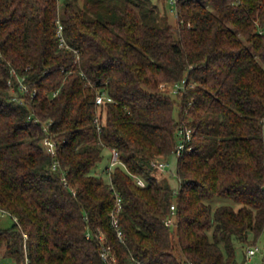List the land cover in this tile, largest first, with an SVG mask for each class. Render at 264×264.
<instances>
[{
    "label": "trees",
    "instance_id": "trees-1",
    "mask_svg": "<svg viewBox=\"0 0 264 264\" xmlns=\"http://www.w3.org/2000/svg\"><path fill=\"white\" fill-rule=\"evenodd\" d=\"M174 6L170 24L151 0H0V206L19 223L0 230L1 258L23 264L25 232L28 264H238L234 239L262 233L264 0ZM182 79L176 94L160 86ZM105 147L122 162L110 181L92 172ZM159 156L176 157L177 187L150 165Z\"/></svg>",
    "mask_w": 264,
    "mask_h": 264
},
{
    "label": "built area",
    "instance_id": "built-area-1",
    "mask_svg": "<svg viewBox=\"0 0 264 264\" xmlns=\"http://www.w3.org/2000/svg\"><path fill=\"white\" fill-rule=\"evenodd\" d=\"M56 23H57L56 33H57V36L59 38V46L60 47L67 46V44L65 43L63 34H62V26H61L58 19L56 20ZM12 74L14 76H13V78H9L8 84L10 85L11 90L13 92V95H14L13 99L21 101L19 96H17L15 94V92H16L15 86L18 87L22 92H29V88H28L27 83L25 81L26 79H25L24 75H20L17 72H15L14 70H12ZM160 86L162 89L167 90L165 88V86H166L165 83L160 84ZM184 88H185V80L182 79L179 82H175L173 84L170 83V89H168V91L173 93V94H176L180 90H183ZM30 93L32 95H34L36 93V90L33 89L30 91ZM103 100L110 101V100H112V98L103 91V92H100L99 94H97L95 101H96V104H100V103H102ZM177 133H178V140H177V144H176L175 154L179 155L183 150L189 149L188 143L191 140L192 130H191V128H189L187 126H184V127H180L178 129ZM42 143H43L44 148L46 149V151L49 154H51V155L56 154V142H55V140H53L49 136H45L42 140ZM110 152H111L110 164L106 168L108 181H110V172L113 169V167L118 163H122L121 160L119 159V153L115 148H111ZM57 165H58L57 162L54 161L52 166H53V168H57ZM150 165L154 168H157L158 170L163 171L169 165V161H168L167 157L159 156V157H156L153 160H151ZM133 178H134L137 185L145 186V180L143 177L134 174ZM62 181L65 184H67L65 177H62ZM120 208H121V199H120L119 195L116 193V201H115L113 209L110 212L111 223L116 229V233H117L118 238L120 240H122L124 237V234L121 231V229L119 228L118 217H117V214H118ZM6 215L10 216L13 219L14 223H16L19 226L17 218L13 214H11L9 211H7L6 209H4L0 206V217H5ZM164 224L167 226H172V225L176 224L175 204L174 203L171 204V206H170V213L164 219ZM21 234H22L21 236H22V246H23L22 263L28 264V258H27V254H26V245H25V242H26V239L28 236H27V233H25V232H22ZM99 239L103 240L102 234L99 235ZM258 250H259V248L257 246L247 248L246 257H250V256L254 255ZM108 252H109V246H107V247L103 246V248L101 250V255H102L104 260L108 259ZM0 264H8V262L6 259H3L0 257ZM14 264H15V262H14ZM188 264H191V263H188Z\"/></svg>",
    "mask_w": 264,
    "mask_h": 264
},
{
    "label": "rangeland",
    "instance_id": "rangeland-1",
    "mask_svg": "<svg viewBox=\"0 0 264 264\" xmlns=\"http://www.w3.org/2000/svg\"><path fill=\"white\" fill-rule=\"evenodd\" d=\"M64 0H57L59 7L62 5ZM155 6V9L159 12L161 17H166L170 24L176 23V8L174 6L175 0H151ZM174 1V2H173ZM76 4L82 5L83 0H75ZM165 88L170 89V83H165ZM111 152L109 148H103L102 159L93 168V173L103 174L104 168L108 167L110 164ZM169 165L165 170L158 174V177L164 178L168 181L170 186L177 187L178 179L176 177V157L170 156L167 158ZM212 207H216L220 204H230L234 208H238L239 204L233 202L230 199L214 197L210 201ZM14 223L13 219L6 215L5 217H0V230L9 228ZM236 260L238 264H264V230L262 233L253 240L252 234H249L248 240L246 242L234 239ZM257 246L259 250L252 256L246 257V250L249 247ZM8 264H14V260L7 259Z\"/></svg>",
    "mask_w": 264,
    "mask_h": 264
}]
</instances>
